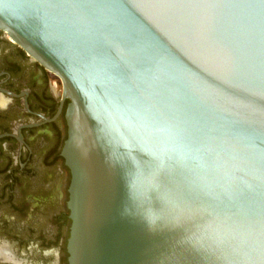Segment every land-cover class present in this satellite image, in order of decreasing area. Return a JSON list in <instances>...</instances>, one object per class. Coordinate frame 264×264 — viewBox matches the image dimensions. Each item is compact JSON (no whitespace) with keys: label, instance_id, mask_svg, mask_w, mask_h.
Returning a JSON list of instances; mask_svg holds the SVG:
<instances>
[{"label":"water","instance_id":"obj_1","mask_svg":"<svg viewBox=\"0 0 264 264\" xmlns=\"http://www.w3.org/2000/svg\"><path fill=\"white\" fill-rule=\"evenodd\" d=\"M70 99L69 264H264V0H0Z\"/></svg>","mask_w":264,"mask_h":264},{"label":"flooded vegetation","instance_id":"obj_2","mask_svg":"<svg viewBox=\"0 0 264 264\" xmlns=\"http://www.w3.org/2000/svg\"><path fill=\"white\" fill-rule=\"evenodd\" d=\"M69 102L60 79L0 30V264H69Z\"/></svg>","mask_w":264,"mask_h":264},{"label":"rangeland","instance_id":"obj_3","mask_svg":"<svg viewBox=\"0 0 264 264\" xmlns=\"http://www.w3.org/2000/svg\"><path fill=\"white\" fill-rule=\"evenodd\" d=\"M42 177H46V176H45V174H42ZM9 213H10V212H9ZM11 215H12V213H11ZM11 233H12V234H14V233H15V231L13 230V232L11 231ZM24 249H25V247H24V246H20V247H19V252H22V251H24Z\"/></svg>","mask_w":264,"mask_h":264},{"label":"bare ground","instance_id":"obj_4","mask_svg":"<svg viewBox=\"0 0 264 264\" xmlns=\"http://www.w3.org/2000/svg\"><path fill=\"white\" fill-rule=\"evenodd\" d=\"M5 249H6V248H5ZM1 256L4 257L3 253L0 252V257H1ZM4 259H5V257H4ZM11 259H12V258H11Z\"/></svg>","mask_w":264,"mask_h":264}]
</instances>
